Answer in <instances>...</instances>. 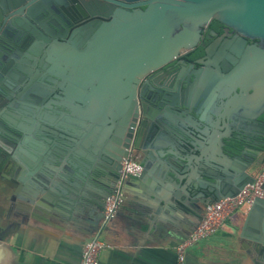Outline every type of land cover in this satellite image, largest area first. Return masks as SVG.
Segmentation results:
<instances>
[{"label":"water","instance_id":"95a60500","mask_svg":"<svg viewBox=\"0 0 264 264\" xmlns=\"http://www.w3.org/2000/svg\"><path fill=\"white\" fill-rule=\"evenodd\" d=\"M51 1L0 0V19L1 8L25 4L8 32L10 38L21 29L35 36L25 41L29 43L22 61L43 65L45 56L39 58L40 51L46 44L52 45L47 59L53 65L36 77L35 109L24 122L15 123L5 132L12 146L18 142L27 147L37 138L69 145V153L62 159L66 181L74 184L85 175L103 184V193L91 200L93 208H102L114 191L121 162L133 143L144 173L155 153L177 157L181 150L184 154L180 157L185 160L182 158L178 170L186 175L190 194L205 206L236 195L264 171V142L246 146L252 140V129L244 124H227L233 116L217 107L225 99L221 93H201L194 104L179 96H164L166 104L160 103L157 114L148 112L145 105L135 106L136 75L149 73L190 50L199 39L201 27L214 19L260 40L261 46H246V40L241 39L242 76L250 85L256 69L264 70V0H90L86 11L97 18L75 29L67 42L58 25L37 27L32 22ZM85 42L88 45L83 47ZM0 48L1 69L6 64L3 53L11 54L13 46L3 41ZM13 64L10 61L7 68ZM17 67L24 69L22 64ZM0 93H5L3 88ZM151 98L152 94L147 100ZM142 115L146 122L134 141ZM263 115L264 111L246 112L244 117L258 120ZM257 131L264 137V129ZM236 138L242 139L240 145L233 141ZM5 149L7 156H0V165L4 160L12 165L13 151L0 142V152ZM192 169L211 180L192 179L187 175ZM56 200L60 205L64 202ZM28 201L24 216H37L38 205L33 199ZM194 211L200 217V207ZM262 216L264 198L258 197L250 207L242 236ZM255 241L264 251V240L257 237Z\"/></svg>","mask_w":264,"mask_h":264},{"label":"crops","instance_id":"0c3cea01","mask_svg":"<svg viewBox=\"0 0 264 264\" xmlns=\"http://www.w3.org/2000/svg\"><path fill=\"white\" fill-rule=\"evenodd\" d=\"M54 142L37 138L27 147L15 142V161L0 165V264H80L86 242L99 231L106 201L93 208L91 200L103 193V184L85 175L69 184L62 159L70 146ZM155 155L147 173L126 182L125 201L102 234L109 247L100 253V264H179L177 245L200 223L206 206L190 194L178 170L183 157ZM187 175L211 180L197 169ZM30 199L38 205L35 217L24 216ZM199 207L200 217L194 211ZM249 211L234 213L218 232L191 247L185 264H264L255 241L264 240V216L242 236Z\"/></svg>","mask_w":264,"mask_h":264},{"label":"flooded vegetation","instance_id":"af4514ba","mask_svg":"<svg viewBox=\"0 0 264 264\" xmlns=\"http://www.w3.org/2000/svg\"><path fill=\"white\" fill-rule=\"evenodd\" d=\"M89 1L53 0L44 4V9L32 22L37 27L43 24L52 27L58 25L64 42H67L72 38L75 29L97 18L86 11L85 6ZM24 5H8L7 10L1 8L0 19V42L7 41L13 46L11 54L3 53L6 64L0 69V88L5 92L0 93V142L11 150L12 145L5 132L15 123L24 122V118L30 116L35 109L33 94L37 88L36 77L39 72H48L53 65L47 59L52 50L49 43L39 54V58L45 56L43 65L40 62L34 64L33 61H22L26 59L25 46L29 43L26 44L25 41L27 38H35L32 31L21 29L12 38L9 36V29L16 22V17L20 16L17 11ZM241 39L246 40V46H261L259 39L245 36L217 19L203 25L197 43L190 50L182 51L178 57L149 73L136 75L135 106L145 105L148 112L157 114L160 112V103L166 104L164 96H179L194 104L198 102L197 96L201 93H221L225 99L217 103V107L227 110L233 116L227 124L231 127H240L243 124L250 127L252 140L246 146H260L264 137L257 129H264V115L258 120L245 119L244 116L246 112L257 114L264 111V70L259 67L256 69L250 85L244 79ZM87 45L85 42L83 47ZM10 61H14V64L8 69ZM18 64H22L24 69H19ZM14 73L17 75L13 76ZM159 87L163 89V93L159 92ZM150 94L152 98L147 100ZM145 122L146 118L142 115L134 133L135 140L139 138L140 127ZM233 141L238 145L242 143V139L236 138ZM0 156H7V149L1 151Z\"/></svg>","mask_w":264,"mask_h":264},{"label":"built area","instance_id":"2783aa9c","mask_svg":"<svg viewBox=\"0 0 264 264\" xmlns=\"http://www.w3.org/2000/svg\"><path fill=\"white\" fill-rule=\"evenodd\" d=\"M135 141V138H134ZM144 167L137 161L134 143L129 154L121 162L119 180L114 191L107 197L102 222L98 233L90 238L83 249L80 264H100V253L109 247L102 234L116 218L120 207L125 201L124 186L127 181L138 178ZM264 171H261L253 183L247 184L239 193L225 197L206 206L202 219L193 232L176 247L179 264H185L187 251L216 232H218L234 213L251 207L258 197L264 198Z\"/></svg>","mask_w":264,"mask_h":264}]
</instances>
